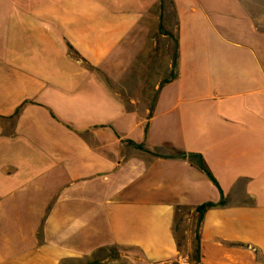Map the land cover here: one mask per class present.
<instances>
[{
    "label": "crops",
    "instance_id": "crops-1",
    "mask_svg": "<svg viewBox=\"0 0 264 264\" xmlns=\"http://www.w3.org/2000/svg\"><path fill=\"white\" fill-rule=\"evenodd\" d=\"M164 1L0 0V264L114 247L133 264H264V0H170L178 77L143 111L108 80L149 48ZM223 200L199 229L197 208Z\"/></svg>",
    "mask_w": 264,
    "mask_h": 264
},
{
    "label": "rangeland",
    "instance_id": "rangeland-1",
    "mask_svg": "<svg viewBox=\"0 0 264 264\" xmlns=\"http://www.w3.org/2000/svg\"><path fill=\"white\" fill-rule=\"evenodd\" d=\"M155 15L160 18L158 21V18L154 16L151 20L150 28L153 31L148 44L149 48L130 69L124 81L119 82L111 78L108 80L110 88L123 101L143 111L153 109L163 82L169 80L173 73L178 71L174 68L177 23L171 1L165 0L164 5L157 8ZM168 31L172 35L169 39L163 38V33L167 34ZM190 215L189 210H183L177 217V233L181 243L185 238ZM128 256H133L131 249L114 247L100 251L89 259H69L64 264H133L132 258Z\"/></svg>",
    "mask_w": 264,
    "mask_h": 264
},
{
    "label": "trees",
    "instance_id": "trees-1",
    "mask_svg": "<svg viewBox=\"0 0 264 264\" xmlns=\"http://www.w3.org/2000/svg\"><path fill=\"white\" fill-rule=\"evenodd\" d=\"M175 44H176V47H175L174 68L176 70V69H178V60H177L178 59V40L177 39H175ZM177 77H178V73L175 71L173 73L172 77L169 80L163 82L162 86L169 84L170 82H172L173 80H175ZM128 144L130 146H134L135 148H137V149H139L141 151H145V152H148V153H152V154L157 155V156H162L163 155V154H160V153H153V152L149 151L148 149H146L144 145L137 144L134 141H128ZM168 156H170V157H179V158H183V159H188L189 158L193 162L197 163L199 165V167H201V169H203L207 174H209L210 176H212V173L209 170L206 162L204 161V159L200 155H197V154H187V153L182 152V151H179V150H172V154H170ZM225 204H226V201L223 200L219 204L206 203L204 205L199 206L197 208V210H196L199 213V229H200L201 224H202V222H203V220L205 218V215L208 213V211L210 209H212L214 207H217V206H222V205H225ZM104 250H106V249H103V250H100V251H104ZM90 257H92V256H90ZM90 257H85V259H89Z\"/></svg>",
    "mask_w": 264,
    "mask_h": 264
}]
</instances>
